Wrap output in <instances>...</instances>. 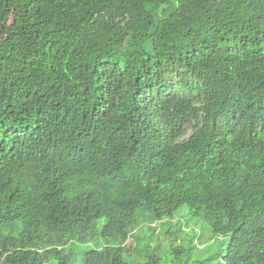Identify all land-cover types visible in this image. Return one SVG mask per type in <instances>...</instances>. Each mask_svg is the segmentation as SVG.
I'll list each match as a JSON object with an SVG mask.
<instances>
[{"label":"trees","instance_id":"16d2710c","mask_svg":"<svg viewBox=\"0 0 264 264\" xmlns=\"http://www.w3.org/2000/svg\"><path fill=\"white\" fill-rule=\"evenodd\" d=\"M0 264H264V0H0Z\"/></svg>","mask_w":264,"mask_h":264},{"label":"rangeland","instance_id":"374dc122","mask_svg":"<svg viewBox=\"0 0 264 264\" xmlns=\"http://www.w3.org/2000/svg\"><path fill=\"white\" fill-rule=\"evenodd\" d=\"M214 244V243H213ZM206 251V250H205ZM215 252L216 251V247H214V246H212V250H211V252ZM211 252H209V253H211ZM203 256H208V254H206V252H203Z\"/></svg>","mask_w":264,"mask_h":264},{"label":"bare ground","instance_id":"6f19581e","mask_svg":"<svg viewBox=\"0 0 264 264\" xmlns=\"http://www.w3.org/2000/svg\"><path fill=\"white\" fill-rule=\"evenodd\" d=\"M126 135H127V134H126ZM79 141H80V140H79ZM122 147H123V146H122ZM162 149H163V148H162ZM162 149H161V150H162ZM164 150H165V149H164ZM161 154H162V153H161ZM148 156H149V155H148ZM148 166H149V165H148ZM158 167H159V165H158ZM162 168H163V167H162ZM40 171H41V170H40Z\"/></svg>","mask_w":264,"mask_h":264}]
</instances>
